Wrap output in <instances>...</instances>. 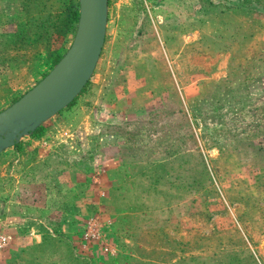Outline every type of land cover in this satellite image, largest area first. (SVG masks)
I'll use <instances>...</instances> for the list:
<instances>
[{
    "label": "rangeland",
    "instance_id": "1",
    "mask_svg": "<svg viewBox=\"0 0 264 264\" xmlns=\"http://www.w3.org/2000/svg\"><path fill=\"white\" fill-rule=\"evenodd\" d=\"M72 1L0 0V111L70 47ZM253 3L107 0L84 91L0 152V231L12 236L0 264H264V9ZM65 172L60 189L81 211L69 226L49 209Z\"/></svg>",
    "mask_w": 264,
    "mask_h": 264
},
{
    "label": "water",
    "instance_id": "2",
    "mask_svg": "<svg viewBox=\"0 0 264 264\" xmlns=\"http://www.w3.org/2000/svg\"><path fill=\"white\" fill-rule=\"evenodd\" d=\"M79 17L70 47L53 68L0 111V152L68 106L90 79L104 43L107 0H78Z\"/></svg>",
    "mask_w": 264,
    "mask_h": 264
},
{
    "label": "trees",
    "instance_id": "3",
    "mask_svg": "<svg viewBox=\"0 0 264 264\" xmlns=\"http://www.w3.org/2000/svg\"><path fill=\"white\" fill-rule=\"evenodd\" d=\"M238 1L241 2L243 6H247V7L250 6L252 2H254L253 4H255L256 7H262L264 9V0H238ZM78 14H79V11H78V3L76 1H74V2L72 1L71 8H70V12H69L68 22L73 23V24L74 23L76 24L77 23V20H78ZM62 56H63V54L62 55H57L53 59V64L50 67V69H52V67L60 60V58ZM49 70L47 72L43 73L41 78H43L49 72ZM88 82H89V80L87 81V83L82 88V90H81V92L79 94H81L84 91V89L87 86ZM76 98H77V96H76ZM76 98L69 105H72L75 102ZM17 99H19V97L18 96L17 97L14 96L11 99L10 103H8V105H6L5 107H8L13 102H15ZM99 125L101 126V124H99ZM39 129H40V127H38L36 130H34L33 132H31L29 134H32V135L33 134H36V133L39 132ZM13 147H14V149H17L18 150L19 147H20V143L19 142L14 143ZM61 190L62 189H60V187H59V189H54L53 191L61 192ZM63 191H64V195H65V190L63 189ZM56 195L57 194L55 193V195L52 198V204H51V206L54 205L56 207L55 208L53 207L51 210H53L54 212L56 211L57 213L58 212L61 213L63 215L62 223H63V225L67 226V223H69V221L68 222H65V217L67 216V214H71L73 212V208H71L73 205L72 204H69L68 205L66 203L67 202L66 200L61 201L60 199H58V197ZM58 205H59V207H57ZM33 209H34V212H37V213H42V211H43L41 208H39L40 209V212H38L37 211V209H38L37 207H34ZM38 226H39V229H40L39 231L41 232V229H43V228H42L41 225H38ZM49 231L55 237H58L57 236L58 232L60 233V235H62V234L64 235L65 234V233H61V231L59 230L58 225H52V227H48L46 233L49 232Z\"/></svg>",
    "mask_w": 264,
    "mask_h": 264
},
{
    "label": "crops",
    "instance_id": "4",
    "mask_svg": "<svg viewBox=\"0 0 264 264\" xmlns=\"http://www.w3.org/2000/svg\"><path fill=\"white\" fill-rule=\"evenodd\" d=\"M97 113V112H96ZM100 113H101V111H100ZM68 176H67V174H66V172H65V174L62 176H60V178L58 179L59 180V182H60V184H61V187L60 188H62L64 185H65V182L68 180ZM54 180V179H53ZM55 193L57 194L56 196L58 197V199H60L61 201H64L65 200V198H64V191H61V192H57V191H52V194H53V196L55 195ZM26 207V206H25ZM41 206H38L37 205V211L38 212H40V208ZM50 208L49 209H52L53 207L55 208L56 206H49ZM57 207H59V205L57 206ZM76 210H78L80 213H81V211H80V207H77V208H73V212H76ZM79 213V214H80ZM70 225V223H67V226H69ZM249 244H250V242H248ZM252 245H250V247H251ZM244 250L247 252V251H249V249H248V247H247V245H245L244 247ZM252 248V247H251ZM233 251H235V250H231V251H228V252H230L231 254H233ZM239 252H242V248L241 249H239ZM251 253H252V255H253V258H255V260H257V261H261V256L259 255V253H257L256 252V250L255 249H251ZM177 259H174V261H176Z\"/></svg>",
    "mask_w": 264,
    "mask_h": 264
},
{
    "label": "built area",
    "instance_id": "5",
    "mask_svg": "<svg viewBox=\"0 0 264 264\" xmlns=\"http://www.w3.org/2000/svg\"><path fill=\"white\" fill-rule=\"evenodd\" d=\"M11 239L12 236L9 233L0 231V250L5 248L9 244Z\"/></svg>",
    "mask_w": 264,
    "mask_h": 264
}]
</instances>
